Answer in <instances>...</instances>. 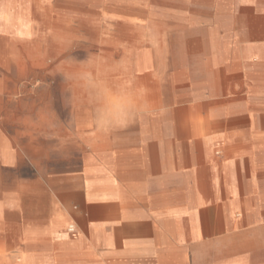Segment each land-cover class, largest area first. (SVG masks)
<instances>
[{"label":"crops","instance_id":"1","mask_svg":"<svg viewBox=\"0 0 264 264\" xmlns=\"http://www.w3.org/2000/svg\"><path fill=\"white\" fill-rule=\"evenodd\" d=\"M40 5L0 0V39ZM222 13L203 118L155 108L77 140L76 169L15 183L0 226L38 264H264V0Z\"/></svg>","mask_w":264,"mask_h":264},{"label":"rangeland","instance_id":"2","mask_svg":"<svg viewBox=\"0 0 264 264\" xmlns=\"http://www.w3.org/2000/svg\"><path fill=\"white\" fill-rule=\"evenodd\" d=\"M38 3L37 14L21 15L19 30L8 32L18 39H0L2 211L15 183L76 169V142L93 136L100 114L131 101L128 120L155 108L165 117L203 118L202 93L222 73L212 57L229 0ZM1 235L0 264L46 259L20 247L9 225Z\"/></svg>","mask_w":264,"mask_h":264},{"label":"clouds","instance_id":"3","mask_svg":"<svg viewBox=\"0 0 264 264\" xmlns=\"http://www.w3.org/2000/svg\"><path fill=\"white\" fill-rule=\"evenodd\" d=\"M132 108L133 104L129 101L125 105L100 114L96 120L98 130L107 133L113 127L124 125L130 116Z\"/></svg>","mask_w":264,"mask_h":264}]
</instances>
